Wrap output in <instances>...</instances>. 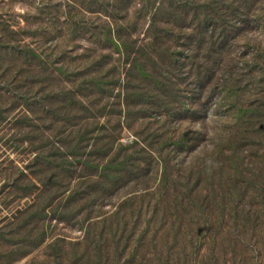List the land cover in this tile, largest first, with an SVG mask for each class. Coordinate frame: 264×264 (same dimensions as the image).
Returning a JSON list of instances; mask_svg holds the SVG:
<instances>
[{
    "label": "rangeland",
    "instance_id": "1",
    "mask_svg": "<svg viewBox=\"0 0 264 264\" xmlns=\"http://www.w3.org/2000/svg\"><path fill=\"white\" fill-rule=\"evenodd\" d=\"M250 2L0 0V264H42L56 238L68 252L88 222H122L128 196L142 222H199L153 210L239 111L257 110L264 144V0ZM58 147L76 156L69 187Z\"/></svg>",
    "mask_w": 264,
    "mask_h": 264
},
{
    "label": "trees",
    "instance_id": "2",
    "mask_svg": "<svg viewBox=\"0 0 264 264\" xmlns=\"http://www.w3.org/2000/svg\"><path fill=\"white\" fill-rule=\"evenodd\" d=\"M256 1L250 2L248 8ZM155 31H151L154 42L159 44L161 39ZM53 92L51 102L57 97L54 89ZM28 100L30 102V97ZM247 108L245 113L234 114L240 120L247 117L244 124L226 128L201 163H191L184 172L178 171L171 183H163L167 189L153 212L157 214L162 202L169 200L170 210L176 212L182 208L199 222H170L168 219L142 222L138 209H124L138 199L128 196L119 207L124 215L122 222H88L83 238L68 242L72 247L68 252L60 249L66 241L54 239L47 245L52 251L45 253L42 264H264V144L252 139L259 135V122L251 117L256 109ZM48 113L55 114L53 106ZM56 150V155L62 157L56 165L68 169L69 187L73 185V175L69 174L72 172L65 163L73 167L76 156L69 148ZM61 160H65L64 164ZM160 160L163 164L164 159ZM173 170L168 162L163 166L167 175L173 174ZM97 177L100 179V172L85 179L92 183ZM168 187L174 190L170 192ZM85 192L89 190L82 193ZM30 223L34 227L38 225ZM33 231L35 228L31 229ZM44 241L40 238L34 246ZM56 242L63 243L59 246Z\"/></svg>",
    "mask_w": 264,
    "mask_h": 264
}]
</instances>
